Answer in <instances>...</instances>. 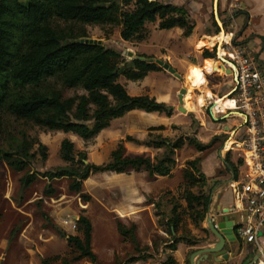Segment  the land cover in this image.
Instances as JSON below:
<instances>
[{"label": "trees", "instance_id": "1", "mask_svg": "<svg viewBox=\"0 0 264 264\" xmlns=\"http://www.w3.org/2000/svg\"><path fill=\"white\" fill-rule=\"evenodd\" d=\"M156 23L160 30H183L184 38L192 36L196 27L187 9L156 0H0V160L15 172L26 173L21 180L24 189L32 186L38 178L28 171L35 159L32 154L34 146H39L44 160L48 159V148L40 142H30L26 133L21 132L10 137L6 143L9 148L6 149L2 137L8 129L7 120H15L22 125L31 124L48 132L72 134L90 143L110 129L114 121L131 112L173 115L172 107L149 96H131L119 82L122 77L131 82L142 81L150 73L161 71L159 65L151 63L146 56L125 61L120 51L89 38V27L100 28L106 36L109 35L107 29L114 28L123 41L142 43L147 39V24ZM247 30L248 26H245L236 36L234 46L246 47L253 39L254 35L245 36ZM215 52L216 49L214 52L206 50L203 57L214 59ZM205 69L213 73L208 67ZM198 74L203 83L200 72ZM205 81L207 83L206 78ZM208 81L220 84L222 78L208 77ZM66 91H74L75 95L68 97ZM165 130V127L151 128L149 139L143 143L127 138L128 142L164 150L162 156L155 159L126 156L125 148L120 144L112 153L110 162L101 166L89 162L85 164L87 153L78 152L75 143L65 139L61 143L60 157L67 166L42 175L50 183L71 180L69 191L80 195L84 204H88L92 198L84 194V184L93 175L145 170L151 178H171L177 165L175 157L185 140L200 153L212 149L216 140L204 144L189 137L176 140L162 135L152 137L154 132ZM226 161L228 171L238 175L237 166L229 158ZM201 162L200 158L189 161L183 171L185 184L182 198L186 208L177 204L170 216L164 219L165 225L161 224L167 227L172 238L167 246L172 253L180 243L190 246L199 243L177 236L183 216L189 215L194 224L199 225L204 223L209 212L211 197L205 192L208 179L200 170ZM45 193L49 197L55 195L51 184ZM154 205L159 211L160 204ZM162 215L158 212V217ZM76 229L81 236L67 239L74 258L45 259L42 264H76L85 259L91 264H98L92 248L93 226L85 211L79 216ZM118 231L140 255L139 258H130L126 264L149 258L144 253L150 249H142L136 236V226L127 227L119 222ZM254 255L255 252H250L248 259H253ZM163 264L178 263L173 256H169Z\"/></svg>", "mask_w": 264, "mask_h": 264}, {"label": "rangeland", "instance_id": "2", "mask_svg": "<svg viewBox=\"0 0 264 264\" xmlns=\"http://www.w3.org/2000/svg\"><path fill=\"white\" fill-rule=\"evenodd\" d=\"M156 1L187 9L192 23L196 26L194 33L197 37L196 41H198V51L195 50V47L190 51L188 50L189 47L185 45V38L183 37L182 31L177 29H173V31L160 30L158 23L147 24L145 30L147 39L142 43L123 41L119 31L114 28H108L106 32L109 35L106 36L100 28L89 27V38L95 42H101L108 47L120 51L125 61L130 62L137 57L146 56L155 64H157V62L169 64L179 73V69L174 68L170 59H177L179 57L181 61H185V63L189 61V63L192 64L197 62L195 59V54H197L200 61H202L203 56L199 55L202 51L199 50L206 46H210L209 42H212L211 40H203L202 44L199 45V42L205 39L204 37L211 35L212 38L217 37L213 42H219L222 40L221 34H230L231 31H233L234 23L222 25L223 18L227 14H225L224 10L228 11L230 5L238 6L235 13L240 11L242 4L246 5L248 8L253 7L252 10L255 15L257 17L262 16V19H259L257 23H259V32L264 35L263 0H218L217 3H215V0ZM260 7H262V10H260ZM236 22L237 36L246 24V26L249 25L247 19L243 17ZM220 26H222L223 31H221ZM218 28L220 29L219 34ZM254 34L256 35L257 31L249 26V30L246 31L245 36L249 37ZM222 44L223 43H219L218 46L222 48ZM225 49L227 50L228 47L226 46ZM252 56L254 58L256 57L255 55ZM218 59H220V57L216 55L214 60ZM216 63L220 71H213L208 66V62L206 63V67L208 66L210 71L213 72L212 74H215L214 76L216 77L214 78H219L221 77L220 75L225 77L222 86L218 88L212 87L214 93L218 96H222L228 90L224 89V87L229 86L233 88L235 83L232 75H225L223 73L227 65L221 63L223 65L220 66L219 62ZM198 66H202V62H199ZM160 68V72L155 74L150 73L146 81L142 80L135 82V84H130L122 77L119 82L126 87L131 96L147 95L157 99L160 93H162L159 92V82L164 81L166 85L171 84L174 78L168 71H165L162 67ZM193 72L199 75V70L194 67L189 70L188 75L194 74ZM205 72H207L206 69ZM181 81L182 89H187L188 84L183 75ZM65 93L68 97L75 95L74 91H66ZM80 94L82 95L83 93L80 92ZM189 95L190 107L188 110L186 109L188 113H181L179 109L182 107H180L179 102H176L174 111L175 119H173L176 125L166 120V130L162 133L154 132L152 137L162 135L171 140L186 139L189 137L196 138L203 143H210L215 138H218L213 149L203 156L207 158L210 157L209 160L213 159L216 161L218 164L216 163L215 168L217 169L215 171L206 169L201 170L203 173L206 171L207 174H213V177H207L208 185L205 188L206 193H212L222 187L221 182L223 180L226 181L230 177L226 165L223 164L218 156L219 151L223 148L227 140V136L224 135L225 133L218 130L220 127H212L213 122L209 116V109L204 108L201 110V108L198 107L195 97L193 100V110H189L192 108V96L190 93ZM205 102V99L199 101L201 106H203ZM231 103L229 108H233V104ZM217 116L218 118L221 117V115ZM222 122L223 121H220V123ZM226 122L231 125L234 124L236 127H238L240 123L238 119L233 118L226 119ZM148 124L149 118L142 113L129 115L125 119L113 123L110 132L103 133V135H100L96 140L90 143L75 141L76 149L78 152L87 153V162L98 166L105 165L110 160L112 155L111 152L118 149L117 145L121 140L126 139L128 134H131L133 137H141V135L145 133L148 140L150 135L149 129L151 128L147 127ZM7 128V132L4 133L5 136L2 137L5 144L10 141L11 136H18L21 132L26 133L30 142H40L48 148V159L44 160L40 154L39 146L36 144L32 150L35 159L28 171L32 175H37L38 178L32 186L26 189L21 185V180L26 173H17L13 171L5 161L0 160V264H42L43 260L56 257L73 259L74 255H72V250L68 246L67 239L70 236H81L77 232L76 223L83 211H85V216L92 222V244L93 251L97 255L98 264H126L130 258L137 256L132 244L130 242H125L118 231V223H125L121 218L123 215L118 212V207H122L125 202L124 185L121 184L124 183L123 179L120 180L114 176H106L103 179L97 177L88 180V182L84 184V194L91 196L92 200L90 203L84 204L80 195L73 194L69 191L71 180L61 179L50 183V181L42 175L49 171H55L59 167L67 166L60 157L61 142L65 137L63 133L48 132L31 124L22 125L11 119L7 120ZM229 145L228 143L227 147H229ZM5 148H9L8 144L5 145ZM188 148L190 149H186L181 157V163H177L174 169L175 175L173 173V177H171V180L173 179L174 183L176 182V184H172L174 188L163 186V189H158L160 190L158 194L154 193L149 197V203L160 204L159 211L156 210V208L153 210L154 219L150 216L149 211L143 214L146 222V229L143 232V237L146 240L149 238L155 240L156 245L163 241V238L167 240L171 239L167 227L163 225H165L164 219L170 216L173 207L177 204H181L183 208H186V203L182 198L185 183L181 168H185L187 161L189 162V160L197 158V155L193 153L197 151L194 148ZM139 150L141 153V148L136 146V149L130 150L129 153L140 154ZM163 152V150L161 152L153 151L151 156L155 159L162 156ZM235 155L236 157L234 158L237 162L238 155L236 152ZM231 157L233 158V155H231ZM224 159L226 162L227 155L224 156ZM49 184H51L55 190V195L53 197H49L45 193ZM224 196L228 198L230 194L225 192ZM154 198L156 200H154ZM183 208L181 210H183ZM158 212L164 215L158 217ZM153 220L157 223V230L153 225ZM204 230H207L205 221L202 224L195 225L189 215H184L181 230L177 236H184L192 242H199L198 245L194 247L200 248L206 244H211L210 240L212 238L213 242L216 240L209 232L207 233ZM159 232H164L166 236L161 237L162 235H159ZM141 245H143V243ZM185 245L187 246V257L184 264H187L191 254L196 250L194 247L193 249H189L188 247H190V245L186 243ZM252 251L251 248L246 247L245 256ZM247 260L245 264H248L252 259ZM148 263L157 264L154 259ZM76 264H91V262L85 259Z\"/></svg>", "mask_w": 264, "mask_h": 264}, {"label": "crops", "instance_id": "3", "mask_svg": "<svg viewBox=\"0 0 264 264\" xmlns=\"http://www.w3.org/2000/svg\"><path fill=\"white\" fill-rule=\"evenodd\" d=\"M263 2H264V0H263ZM252 8L253 7L248 8V7H246V5L242 4V6L240 8V11L237 12L235 14V16H234L235 19H234L233 22H235V24L237 26V22L236 21H239L242 17L246 18L247 21H248V25L251 26L252 29L257 31V34L256 35L254 34L253 39H251L248 42V44L246 45L245 48L252 55H255L256 58H258L260 60V62H262L264 64V41L262 39V38H264V35L259 32V30H258L259 23H257V21L259 19H262V16L261 17L260 16L257 17L255 15V13L253 12ZM260 10H262V7H260ZM224 12H225V14L226 13L227 14L223 18L222 25H227L228 23L232 24L233 22L229 21L228 11L224 10ZM235 24H234V26H235ZM234 26H233V31H231V32L235 31L234 30ZM249 26H248V30H249ZM220 28H221V31H223L222 26H220ZM195 29H196V27H195ZM177 30L182 31L183 34H184L183 30L178 29V28H177ZM171 31H173V30H171ZM194 32H195V30H194ZM224 35L226 36L225 40H229L230 39V37H229L230 34L227 33V34H224ZM196 38L197 37H196L195 33H193L192 36H190L189 38H185V45L187 47H189L188 48L189 51L192 50V48H194V47H195V50L198 51V49H197L198 41H196ZM204 38L205 39H202V41L199 42V45L202 44L203 40H211L212 42L211 43L209 42L210 46H206L205 48L199 50V51H202L199 54L200 56H203L204 55L203 52H205L206 50L210 51V52H214V50L216 48H218V50H220L221 47L218 46L219 42H217V41L213 42V41H215V39L217 37L212 38L211 35H207ZM221 50H223V49L221 48ZM195 55H196L195 59L197 60V62L196 63L194 62L192 64H190L189 61H187L186 63H185V61H181L179 59V57L177 59H170L171 62L173 63V65H174V68L179 69L180 72L177 73V74L179 75L180 78H177L176 76L173 75L174 78L172 79V83L171 84H167V85L165 84L164 81H160L159 85H158V88H159V92H162V93H160V96L157 97L156 100L159 103H164V104H166L168 106L170 105V107H172V108H175L176 102H179V104H180V95H181L182 91L186 90V94L184 95V97L187 94H189V93L192 96V101H191V107L192 108L189 109V110L190 111L193 110V100H194V97H195L196 100H197L198 107H200L201 110H203L204 108L209 109V111H210V115L209 116H210V119L213 122L212 123V127L213 128L220 127V128H218V130H220V132H222V133H225L224 135L227 136V140H226L223 148L219 151L218 156H219L220 160L223 162V164L226 165L227 170H228V168H229L228 163H227V161L225 162V159H224V156L227 155V159L229 158L230 161L237 166L238 175H236L233 171H228L230 173V177L226 181L223 180L221 182L222 183V187L217 189V190H215V191H213L212 193H207V194L210 195V197H211V205H210L209 209L212 211V214L216 215V220L219 222V224L234 222V221L238 220V217H236L235 215H231V214H229V215L223 214L227 210H230L233 207V204H234V198H233L232 193L229 190H225V188L228 186V184L231 181H233V179H237L239 177V174L240 173H245V170H246V168L244 167V161H243L244 154H243V152L239 151L237 148H232L231 147L233 145V143L235 142V140H236L234 133H235V131L238 129V127L242 123H241L240 119L235 117L236 113L232 111L233 108L224 109V110H221L220 113H215L214 116L212 115L211 109L213 108V111L217 109V108H215V100H218V99L222 98V100L227 99V100L231 101V99L229 97H230L232 88H230L229 86L224 87V89H228V90L222 96H218L216 93H214V91L212 90V87L218 88V87L222 86V84H223V82L225 80V77L220 75L221 77H219V78H222V82L220 84H210L209 81H208V77H216V76H214L215 74H212V73H209V72L208 73L205 72L204 67H206L207 61L219 62L220 66L223 65L221 63L226 64V61L223 60V62H221L222 61V60H220L221 58L218 59L219 61L218 60H214L216 57L214 59H205L203 57V60L200 61L199 56L197 54H195ZM199 62H202V66H198ZM192 67H194V68L199 70L200 75H201L202 80H203V86H202V81L200 80L201 81V85H200V87L198 89H195L194 91H189V90L187 91L188 86H187V89H182V81H181V79H182V75H183L185 77V79L187 80V76L189 74V70ZM228 72H230V71L227 70V73ZM155 73H158V72H154L153 74H155ZM204 74H205V78L207 80V83L205 81ZM228 75H231V73L228 74ZM121 79L122 78H120V80ZM147 79H148V76L144 80L146 81ZM127 82H129L130 84H135V82H131V81H127ZM129 88H131V87H129ZM208 92L212 94L213 99H206V95H207ZM145 96H147V95H145ZM201 99H205V101H206L203 106H201L200 103H199V101ZM183 102H185L184 98H183ZM180 107H185V103H184L183 106L180 104ZM186 109L187 108L185 107L184 110H186ZM135 113H142V114L146 115L149 118V124L147 125V127H149V128L150 127L151 128H155V127H165L166 128L167 127L166 124H165L166 120L169 121V123H172V124L175 123L174 125H176V122H173L174 121L173 119H175L174 118L175 117L174 113H173V115L171 117H167L165 114H158V113L148 114V113H145V112H142V111H134V112H131L128 115H126L124 118L116 120V121L123 120L126 117H128L129 115H132V114H135ZM217 115H221V117L218 118ZM228 118H230V119L231 118L238 119L240 121L239 126L236 127L234 124L233 125L228 124L226 122V119H228ZM116 121H114L113 123H115ZM220 121H223V122L220 123ZM113 123H112V125H113ZM203 125H205V124H203ZM111 129H112V126L110 127V129L102 132L100 135H103V133L110 132ZM58 133H61V132H58ZM64 136H65L64 140L68 139V140L72 141L73 143H76L75 141H83L80 138H78V137H76V136H74L72 134H64ZM128 137H131V138H133V139H135V140H137V141H139L141 143L147 141L145 133H143L141 135V137H133V136H131V134H128L126 139L121 140V142H119V144L117 145V147H118L120 144H123V146L125 148L126 156H131V157L146 156V157H149L151 159H154V157L151 156L152 152L153 151H157V152H161L162 151L161 149H155V148H152V147H148V146H145L144 144H136V143H133V142H128L127 141ZM147 137H148V133H147ZM215 139H216L215 140V143H216L218 138H215ZM208 143L209 142H207V143L204 142V144H208ZM215 143H214V145H215ZM228 143L231 144V146H229V148H227V144ZM214 145H213V147H214ZM136 146L141 148V153H140V150H139V153L141 155L140 154H130L129 153L130 150L132 151V150L136 149ZM188 147L194 148V147H192L189 144L188 141L185 140L184 146L182 147L181 150H179L177 152V155L175 157V160H176L177 163H181L180 161H181V157H182L184 151L186 149H190ZM213 147H212V149H213ZM212 149H210L209 151H207L205 153L210 152ZM114 151H116V149ZM114 151H112L111 153H113ZM191 151H193V150H191ZM235 152L238 155L237 162L235 161V158H234V157H236ZM193 153H195V155H197L196 159L200 158L202 160V162L200 164V170L206 169V170H209V171L210 170L215 171L217 169V168H215L217 162L214 161L213 159L209 160L210 157H208V158L207 157H203L205 153H200L198 151L197 152H193ZM230 154L233 155V158L231 157ZM196 159H194V160H196ZM110 160H111V157H110ZM189 161H193V160H189ZM241 162H242V164H241ZM218 168H219V166H218ZM181 169H182L181 171H182V175H183L184 168H181ZM204 173L203 174L206 177H213V174H211V173L207 174L206 171ZM174 175H175V172H174ZM106 176H108V177L114 176V177H117L120 180L123 179L124 183H121V184L124 185L125 202H124L122 207H120V206L118 207V210H119L118 212L123 215V216H121V218L126 223V224L124 223V225H126L127 227L136 226V236L138 238V241H139L140 245L142 243L144 245V246L141 245L142 249H146V248L150 249L149 252L144 253V255H148V257H149L147 260H141V261H138V262L132 263V264H150L148 262H151L153 259L157 262V264H163L167 260V258L169 256H173L178 264H184L185 261H186V257H187V250H186L187 246L185 245L184 242L180 243L178 245V247H177V250L172 253L170 250H167V246L171 243L172 238L170 240H167L166 238H163L164 240L159 242V244L156 245L155 244V240H152L150 238L148 240H146L143 237V232L146 229V222L144 220L143 214L146 211H149L150 212V216L152 218L154 216V211L153 210L155 209V205H154L155 203H152V202L149 203L150 195L154 194V193L158 194L159 191L161 189H163L164 187L174 188L173 185L176 184V182L174 183L173 179L171 180V178H162V177H158V176H156L154 178H151L149 176V174L145 170H142L140 172L130 171V172L125 173V174L100 173V174L93 175L90 179L97 178V177H101L100 179H103ZM158 189H160V190H158ZM225 192H228L230 194V197L225 198V196H224ZM154 200H156V199L154 198ZM148 203H149V205H148ZM220 210L222 212H221L220 215H218ZM128 224H129V226H128ZM205 224L207 225L206 220H205ZM153 225H154L155 229L157 230L158 227H157V223H156L155 220H153ZM207 230L210 232V230L208 229V225H207ZM210 234L212 236L211 232H210ZM159 235H162L161 237H165L166 236L164 234V232H159ZM210 242H211V244H213V238L210 240ZM261 243H262V248L264 249V239L262 240ZM211 244H206V245H204L203 247H200V248H197V247H194V246H190L188 248L189 249H193V247H194V249L196 250L195 252H197L198 250H202V249H206V248L212 247ZM132 246L134 247V245H132ZM242 246H245V247H242ZM246 247L251 248L253 250V252L255 251L252 246L246 245L242 241L229 242L227 244V246H226V250H227V252L229 254V260L228 261L222 260V258L216 259V258H214L212 256H209L208 259H205V258L196 259V262H197V264H243L244 262H246V260L248 259V255H249L248 254L247 256H245ZM92 248H93V244H92ZM239 251H240V253H239ZM255 255H256V253H255ZM139 256H138V253H137V256H134V257L139 258ZM189 264H190V259H189Z\"/></svg>", "mask_w": 264, "mask_h": 264}, {"label": "built area", "instance_id": "4", "mask_svg": "<svg viewBox=\"0 0 264 264\" xmlns=\"http://www.w3.org/2000/svg\"><path fill=\"white\" fill-rule=\"evenodd\" d=\"M237 9L238 6L230 5L229 21H234ZM234 30L229 35L230 39L221 45L227 65L223 73L227 75V70L230 71L235 83L229 98L235 105L232 111L242 124L234 133L236 140L231 147L243 152L246 170L225 188L232 193L234 204L223 214L238 217L234 221L236 241L252 246L256 254L261 253L256 264H264L261 243L264 239V64L245 47L234 46L236 24ZM211 111L214 116L221 110L213 111L212 108ZM209 216L218 230L220 224L216 215L210 210Z\"/></svg>", "mask_w": 264, "mask_h": 264}, {"label": "water", "instance_id": "5", "mask_svg": "<svg viewBox=\"0 0 264 264\" xmlns=\"http://www.w3.org/2000/svg\"><path fill=\"white\" fill-rule=\"evenodd\" d=\"M218 0H215V3H217ZM216 54L219 57V50L216 48ZM224 60V59H220ZM151 63H154L151 61ZM157 65L162 67L164 70L170 72L172 75L176 76L177 78H180L177 72L169 65L164 62H157ZM231 72H228L227 74H230ZM186 94V90H183L181 95H180V104L183 106V98L184 95ZM175 110V108H172ZM181 113L186 114V110L184 108L179 109ZM85 164H88L87 161H84ZM210 214V209L207 215V225L208 229L216 239L215 242L212 244V248H206L202 250H198L197 252H194L191 257H190V264H197L196 259H201L205 258L208 259L209 256H212L216 259L222 258V260L228 261L229 260V254L226 250V246L229 242H236V238L234 237V229H235V223L234 222H229V223H222L219 225L218 230L215 229V226L212 222L211 217L209 216ZM261 253H257L253 259L248 263V264H256L258 260L261 258Z\"/></svg>", "mask_w": 264, "mask_h": 264}, {"label": "bare ground", "instance_id": "6", "mask_svg": "<svg viewBox=\"0 0 264 264\" xmlns=\"http://www.w3.org/2000/svg\"><path fill=\"white\" fill-rule=\"evenodd\" d=\"M221 36H222V40L221 41H219V43H223L224 41H225V39H226V36L225 35H223V34H221ZM219 57L221 58V59H225L224 58V51L223 50H221V48H220V50H219ZM225 61V60H224ZM208 62V66L213 70V71H220L219 69H218V64L216 63V62H214V61H207ZM207 66V67H208ZM208 67V68H209ZM210 70V69H209ZM186 82H187V84H188V90L189 91H194L195 89H198L199 87H200V85H201V81H200V79L196 76V75H194V74H190V75H188L187 76V80H186ZM206 99H213V96L211 95V93H207V95H206ZM184 100H185V107L188 109L189 107H190V95L189 94H187L185 97H184ZM230 103H231V101H228L227 99H224V100H222V99H218V100H216L215 101V108H217V110L219 109V110H224V109H228L229 107H230ZM231 104H233V108L235 107V105H234V103L232 102ZM232 106V105H231ZM230 144V143H229ZM231 145V144H230ZM229 145V146H230ZM227 148H229V147H227Z\"/></svg>", "mask_w": 264, "mask_h": 264}]
</instances>
